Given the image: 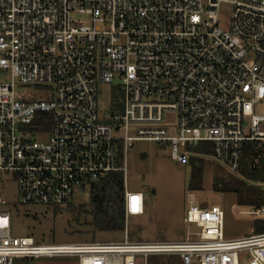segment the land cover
<instances>
[{"label": "built area", "instance_id": "2783aa9c", "mask_svg": "<svg viewBox=\"0 0 264 264\" xmlns=\"http://www.w3.org/2000/svg\"><path fill=\"white\" fill-rule=\"evenodd\" d=\"M223 4L232 6L228 22ZM102 86L108 111L98 103ZM263 100L264 0H0V184L18 188L14 202L0 196V264L151 256L241 264L246 253L247 264H264V233L227 239L224 210L197 205L193 193L186 222L196 230L183 241L45 244L12 235L16 208H66L114 173L123 174L125 219L144 215V193L127 182L136 142L184 165L212 157L233 174L249 143L264 161ZM202 143L210 156L193 151ZM245 214L264 219V207Z\"/></svg>", "mask_w": 264, "mask_h": 264}, {"label": "rangeland", "instance_id": "374dc122", "mask_svg": "<svg viewBox=\"0 0 264 264\" xmlns=\"http://www.w3.org/2000/svg\"><path fill=\"white\" fill-rule=\"evenodd\" d=\"M221 18L228 22L232 6L223 4ZM26 89L27 87H21ZM30 89L34 90L32 87ZM99 107L108 111L111 104L109 87L102 86L98 96ZM256 111L264 114V100L257 104ZM202 185L198 189L188 188L192 175L190 164H180L171 159L169 152L153 142H136L128 154L127 182L130 191L143 192L146 212L125 219L123 231H99L93 224L90 194L75 198L72 205L61 209L42 206L16 208L13 214L12 235L32 236L45 244L75 242H120L128 235L130 240L183 241L195 226L186 222L190 193L195 195L196 204L211 209L219 206L225 212L224 235L227 239H238L254 233L255 215L245 214L255 208L240 206L234 188L258 187L264 190V181H253L241 173L233 174L222 164L206 157L203 166ZM219 180V190L214 183ZM229 188L228 191L221 190ZM0 196L14 202L18 199L17 182L0 184ZM264 220V219H261ZM248 254L243 255L241 264H247ZM138 264H180L176 256H151L137 258ZM14 264H79L78 258L42 257L14 259ZM197 264V261H194Z\"/></svg>", "mask_w": 264, "mask_h": 264}, {"label": "trees", "instance_id": "16d2710c", "mask_svg": "<svg viewBox=\"0 0 264 264\" xmlns=\"http://www.w3.org/2000/svg\"><path fill=\"white\" fill-rule=\"evenodd\" d=\"M43 118L49 129L51 124V116L44 114ZM245 154L241 174L245 178L253 181H264V161L256 163L258 157L256 145L249 143L245 146ZM193 151L197 154L210 156L213 153L211 144H200ZM205 159L192 157L190 165L192 167V175L188 184L190 190L198 189L202 185L203 166ZM239 173V174H240ZM219 180L214 183V188L220 191ZM242 188H234L232 191L237 193V203L240 206H248L253 208L264 207V190L258 187H246L244 182L240 183ZM228 191L229 188H222ZM90 203L92 205V213L94 216L93 224L99 231H123L125 229V205H124V181L123 174L114 173L92 184L90 190ZM57 210V209H55ZM254 233H264V220L258 219L254 222ZM182 264V262H181Z\"/></svg>", "mask_w": 264, "mask_h": 264}, {"label": "snow or ice", "instance_id": "6c2138e0", "mask_svg": "<svg viewBox=\"0 0 264 264\" xmlns=\"http://www.w3.org/2000/svg\"><path fill=\"white\" fill-rule=\"evenodd\" d=\"M135 199H136V198H133V201H134V202H135ZM134 210H135V209H134Z\"/></svg>", "mask_w": 264, "mask_h": 264}, {"label": "crops", "instance_id": "0c3cea01", "mask_svg": "<svg viewBox=\"0 0 264 264\" xmlns=\"http://www.w3.org/2000/svg\"><path fill=\"white\" fill-rule=\"evenodd\" d=\"M146 212V211H145ZM147 241V240H146ZM180 264H181V260H180Z\"/></svg>", "mask_w": 264, "mask_h": 264}]
</instances>
